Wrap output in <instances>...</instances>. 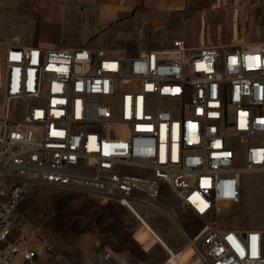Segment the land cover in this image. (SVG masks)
Segmentation results:
<instances>
[{"label":"built area","instance_id":"built-area-1","mask_svg":"<svg viewBox=\"0 0 264 264\" xmlns=\"http://www.w3.org/2000/svg\"><path fill=\"white\" fill-rule=\"evenodd\" d=\"M0 90V242L21 264L39 256L35 235L18 232L31 189H75L133 213L131 201L167 213L161 184L202 223L179 249L152 232L167 250L164 264H264L262 230L211 222L240 201L243 173H264V42L176 38L133 56L0 46ZM13 100L27 104L21 116L12 115ZM103 259L121 264L108 252Z\"/></svg>","mask_w":264,"mask_h":264},{"label":"rangeland","instance_id":"rangeland-1","mask_svg":"<svg viewBox=\"0 0 264 264\" xmlns=\"http://www.w3.org/2000/svg\"><path fill=\"white\" fill-rule=\"evenodd\" d=\"M210 1H212V7L206 5L204 23L203 18H197L196 10L188 11L189 19L179 25L183 29L179 26L176 28L183 32L180 38L193 46L200 45L204 36L208 43L216 45L256 46L264 42V0ZM9 3L6 7L0 6V15L7 16V22L11 24V0ZM217 4L219 6H216ZM235 27H238L239 31V38L236 41L234 40ZM64 30V25L46 20L36 30L33 29L29 37L17 43L22 46H35L33 40L59 41L61 38L67 41L72 35ZM4 40L6 39L0 36V41ZM26 106L27 104L22 100H13L9 108L12 115L21 116ZM4 113V97L0 90V116ZM238 162H242V158H238ZM159 200L173 206L176 203L179 205L185 221L184 225L191 236L199 230L202 223L178 203L176 196L165 184H161L159 189ZM131 202L138 210L151 216L156 223V228L172 233L177 231L175 222L159 209L140 201ZM115 205L113 200L98 194L56 186L35 187L29 191L19 207L18 232H24L29 236L35 235L37 244L47 241L46 243L52 248L51 251L60 253L68 263L82 264L79 262V256L89 244L94 245L95 233H98L97 236L101 242L108 239V242L117 247L124 236L117 234L110 237L105 232L110 229L117 231L119 228H129L132 225L127 218L119 214ZM211 222L221 229L252 228L264 232V173H243L240 201L225 205L222 215L212 218ZM136 235L138 237V234ZM183 244L184 241L177 249ZM10 262L8 246L0 242V264Z\"/></svg>","mask_w":264,"mask_h":264},{"label":"crops","instance_id":"crops-1","mask_svg":"<svg viewBox=\"0 0 264 264\" xmlns=\"http://www.w3.org/2000/svg\"><path fill=\"white\" fill-rule=\"evenodd\" d=\"M9 4V0H0L1 7ZM211 4L210 0H11V24L7 22V16L0 15V36L6 39L0 41V45L3 48L22 46L17 42L29 37L32 30L44 21L51 20L64 25V31L73 38L67 41L61 38L59 41L33 40V45L44 48L86 46L92 50L105 49L111 54L133 56L140 50L161 49L173 38H180L183 32L176 28L189 19L188 11L196 10L197 18H203L204 23L206 5L212 7ZM109 199L115 202L119 214L132 225L105 232L110 237L117 234L124 236L118 248L108 239L101 242L98 233H95L94 245L89 244L79 256L82 264H108L103 259V252L110 253L113 260L121 264H164L168 257L165 246L177 249L186 238L191 237L177 203L175 206L165 203L167 213L160 210L175 222V233L156 228L151 216L138 210L162 237L160 240L164 246L150 231L138 238L137 232L145 226L128 207L116 199ZM46 242L37 244L34 239L33 246L39 251L37 264H54L58 259L63 264H70L60 253L48 251ZM190 256L191 252L183 260H188ZM21 262V257L16 255L11 256L9 264Z\"/></svg>","mask_w":264,"mask_h":264},{"label":"bare ground","instance_id":"bare-ground-1","mask_svg":"<svg viewBox=\"0 0 264 264\" xmlns=\"http://www.w3.org/2000/svg\"><path fill=\"white\" fill-rule=\"evenodd\" d=\"M219 5H220V2H219ZM218 4L216 5V6H219ZM237 14V13H236ZM235 37H234V40L236 41L238 38H239V31H238V27H235ZM205 37V36H204ZM232 46H236V45H232ZM160 208H162V209H164L165 210V208H167L164 204H159L158 205ZM133 210L135 211L134 212V214H137V216L144 222V224H143V222H140V223H142L143 224V226H145V227H142V228H140V230L137 232V234H138V237L139 238H142L144 235H146L147 233H149V231L150 232H154V234H156L160 239H162V237L159 235V233L155 230V228L141 215V213L138 211V209L135 207V206H133ZM136 216V217H137ZM137 217V218H138ZM138 218V219H139ZM141 224V225H142ZM147 237V236H146ZM168 249H171V247L169 246V248ZM172 250V249H171Z\"/></svg>","mask_w":264,"mask_h":264}]
</instances>
